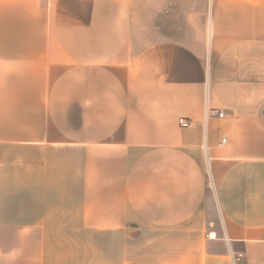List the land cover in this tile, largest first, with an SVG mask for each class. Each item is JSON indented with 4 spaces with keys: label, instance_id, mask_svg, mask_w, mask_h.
<instances>
[{
    "label": "crops",
    "instance_id": "1",
    "mask_svg": "<svg viewBox=\"0 0 264 264\" xmlns=\"http://www.w3.org/2000/svg\"><path fill=\"white\" fill-rule=\"evenodd\" d=\"M136 1L0 0V229L25 264H264V0Z\"/></svg>",
    "mask_w": 264,
    "mask_h": 264
},
{
    "label": "rangeland",
    "instance_id": "2",
    "mask_svg": "<svg viewBox=\"0 0 264 264\" xmlns=\"http://www.w3.org/2000/svg\"><path fill=\"white\" fill-rule=\"evenodd\" d=\"M144 1L151 2L152 0H144ZM135 2L137 4L138 1L135 0ZM176 5H184V0H177ZM192 5L200 7V6H206L207 3L206 0H192ZM12 236H13V232L8 230L7 228L0 229V264H25L26 263L25 259L28 256L25 253L24 240L16 239L13 238ZM32 249L35 250V247H33Z\"/></svg>",
    "mask_w": 264,
    "mask_h": 264
},
{
    "label": "built area",
    "instance_id": "3",
    "mask_svg": "<svg viewBox=\"0 0 264 264\" xmlns=\"http://www.w3.org/2000/svg\"><path fill=\"white\" fill-rule=\"evenodd\" d=\"M217 116H218L219 118H221V117L223 116V113L218 112V113H217ZM177 122H178V125H179L180 127H182V128H187V127H189V126L191 125V122H190L189 120L184 119V118H180V119H178ZM206 237L209 238V239H214V238H215V233H208V234L206 235ZM240 258H241V255H235V256H234V261H239Z\"/></svg>",
    "mask_w": 264,
    "mask_h": 264
}]
</instances>
